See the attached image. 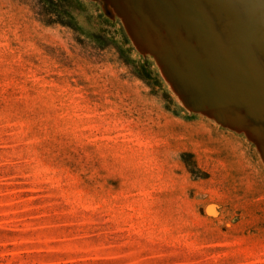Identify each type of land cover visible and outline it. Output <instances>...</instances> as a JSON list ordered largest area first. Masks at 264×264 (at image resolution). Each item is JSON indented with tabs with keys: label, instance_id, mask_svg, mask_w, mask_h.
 I'll list each match as a JSON object with an SVG mask.
<instances>
[{
	"label": "rangeland",
	"instance_id": "obj_1",
	"mask_svg": "<svg viewBox=\"0 0 264 264\" xmlns=\"http://www.w3.org/2000/svg\"><path fill=\"white\" fill-rule=\"evenodd\" d=\"M222 1L0 0V264H264V4Z\"/></svg>",
	"mask_w": 264,
	"mask_h": 264
},
{
	"label": "bare ground",
	"instance_id": "obj_2",
	"mask_svg": "<svg viewBox=\"0 0 264 264\" xmlns=\"http://www.w3.org/2000/svg\"><path fill=\"white\" fill-rule=\"evenodd\" d=\"M251 1V0H250ZM249 1V2H250ZM253 1V0H252ZM204 2V1H203ZM237 2H239V1H237ZM240 3V2H239ZM258 3H263L264 4V0H258ZM205 4V3H204ZM224 4V5H223ZM242 4H243V2H242ZM241 4V5H242ZM246 4H248V2L246 3ZM252 4V3H251ZM226 5V6H225ZM241 5H240V7H241ZM249 5V4H248ZM254 5H255V3H254ZM261 5V4H260ZM202 6H205V5H202ZM216 6L218 7V9H224V12L226 13V14H228V13H230L231 14V16L233 15V12H232V10L228 7V5L224 2V1H222V0H216ZM250 7H251V5H249ZM143 7H144V5H143ZM206 7V6H205ZM237 7H239V6H236V8ZM243 7H244V5H243ZM249 7V8H250ZM263 7V6H262ZM203 9H204V7H202ZM252 8V7H251ZM260 8H261V6H260ZM254 9L256 10V8L254 7ZM206 10V9H205ZM243 9H241V11H242ZM191 11V10H190ZM239 11V10H238ZM244 11V10H243ZM203 12V11H202ZM245 12V11H244ZM249 12V11H248ZM252 12V11H251ZM256 12V11H255ZM187 13V12H186ZM206 13V12H205ZM246 13V12H245ZM257 13V12H256ZM239 14V13H238ZM252 14V13H251ZM250 14V15H251ZM258 14V13H257ZM148 15V14H147ZM186 15H188V14H186ZM248 15V14H247ZM197 16V15H196ZM213 16V18H215L216 19V21H215V23L219 20V19H221V16H219V17H215L213 14L211 15V17ZM243 16V15H242ZM189 17V16H188ZM241 17V16H240ZM246 17V16H245ZM250 17V16H249ZM251 17H253V14H252V16ZM257 17H258V15H257ZM191 18V17H190ZM194 18V17H193ZM196 18V17H195ZM200 18V17H199ZM210 18V17H209ZM212 18V19H213ZM259 19H260V17H259ZM246 20V19H245ZM254 20V19H253ZM224 22V21H223ZM245 22H247V20L245 21ZM194 23V22H193ZM249 23V22H248ZM253 23V22H252ZM254 23H256V22H254ZM253 23V24H254ZM206 24V23H205ZM217 24V26H219V24L218 23H216ZM239 24H240V22H239ZM242 24V23H241ZM240 26V25H239ZM245 26V25H244ZM247 26V25H246ZM249 26H250V24H249ZM243 27V26H242ZM255 27V26H254ZM254 27H252V28H254ZM264 27V26H263ZM219 28V27H218ZM245 28V27H244ZM248 28V27H247ZM250 29V28H249ZM229 30V29H228ZM241 30V29H240ZM250 30H252V29H250ZM249 30V31H250ZM253 31V30H252ZM256 31V30H255ZM260 31V30H259ZM259 31H257V32H259ZM220 32V31H219ZM148 33V32H147ZM256 33V32H255ZM254 33V34H255ZM252 34V33H251ZM250 34V35H251ZM258 35V34H257ZM240 36H242V34L240 33ZM256 36V35H255ZM259 36H261V35H259ZM245 37V36H244ZM244 37H243V39L242 40H244ZM252 37V36H251ZM254 37V36H253ZM256 38H257V36H256ZM253 39V38H252ZM246 40H247V38H245V42H246ZM249 40H250V38H249ZM257 40H260V37H259V39H257ZM244 42V43H245ZM253 43H255V42H253ZM259 43V42H258ZM245 44H247V45H249L250 46V48L252 47V49H254V47L252 46V43H251V41H250V44H248V43H245ZM261 44V43H260ZM259 45V44H258ZM262 47H264V44H263V46ZM256 48V47H255ZM256 50V49H255ZM261 51V50H260ZM259 51V52H260ZM263 52V51H262ZM174 65H175V63H174ZM178 69V68H177ZM200 77H201V75H200ZM204 78V77H203ZM205 80V79H204ZM208 84V83H207Z\"/></svg>",
	"mask_w": 264,
	"mask_h": 264
}]
</instances>
